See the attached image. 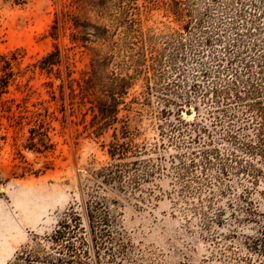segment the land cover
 <instances>
[{"label": "rangeland", "instance_id": "374dc122", "mask_svg": "<svg viewBox=\"0 0 264 264\" xmlns=\"http://www.w3.org/2000/svg\"><path fill=\"white\" fill-rule=\"evenodd\" d=\"M238 2L190 0L189 5L195 18L203 19L208 28L218 29L241 10ZM172 3L0 0V54H15L19 60L13 67L15 80L0 97V264H13L20 252L54 232L80 200L79 186L87 170L109 162L107 145L115 128L126 125L138 135L136 142L151 145L162 135H174L173 126L182 120L203 118L204 124L212 126L207 99L213 96L203 99L194 93L193 85L198 83L210 90L218 82L213 77L205 81L199 78V63L216 64L213 57L217 54L228 58L226 49L233 32L228 28L214 31V36L221 35L223 41L213 38L206 46L199 32L187 34L185 22L178 21L171 11ZM61 10L68 11L69 18L55 39L52 26ZM72 18L102 26L107 32L73 44ZM181 41L182 55L170 61ZM55 47L69 56L76 79L90 72L92 62L101 58L107 102L112 103V76L120 78V85H129L118 106L119 122L101 136L93 133L88 99H83L77 89L73 91L75 84L66 79V61L60 67L61 78L36 67ZM6 72L0 68V76ZM186 111L192 114L187 116ZM240 122L236 123L240 136H253L252 128L243 129ZM214 137L218 138L219 133L214 132ZM183 150L168 146L161 151L166 155L163 168L169 169V155ZM253 161L264 171V166ZM227 184L232 189L231 201L225 197L218 206L226 210L229 221L211 230L215 237H209L200 216L188 209L200 205V199L196 195L180 199L179 185L168 171L156 174L143 185L144 202L118 192L104 194L130 246L123 264H264V256L244 246L246 239L256 236L264 224V177L252 183L234 168ZM233 212L235 216H231Z\"/></svg>", "mask_w": 264, "mask_h": 264}, {"label": "trees", "instance_id": "16d2710c", "mask_svg": "<svg viewBox=\"0 0 264 264\" xmlns=\"http://www.w3.org/2000/svg\"><path fill=\"white\" fill-rule=\"evenodd\" d=\"M189 3L190 0H173L170 6L177 20L185 22L184 29L188 35L199 32L204 36L202 44L207 46L213 38L217 42L223 41L221 35L214 36V31L221 32L228 28L233 32L226 49L228 58L214 55L216 64L211 66L198 62L201 68L199 78L205 81L213 77L218 81L210 90L198 83L193 85L194 93L203 99L210 94L213 96V100L207 99L209 114L213 118L212 126L204 124L203 118L192 122L182 120L173 126L174 135H162L159 141L151 145L136 142L138 135L132 134L126 125L119 130L115 128L107 145L109 162L87 170V176L79 186L80 200L69 209L52 234L20 252L13 264H123L128 259L130 246L119 231L118 222L104 194L118 192L144 202L141 195L143 185L164 171H168L178 183L180 199L191 195L200 199L198 206L186 205L200 216L204 230L210 233L209 237H215L214 230H211L229 221L225 217L226 210L218 203L225 197L231 201L232 189L227 184L231 171L238 168L252 183L264 177V171L253 161L256 159L264 166V0H239L241 10L230 23H223L218 29L208 28L203 19L195 18ZM67 18L68 11L61 10L56 24L52 26L53 38L59 37ZM72 20L75 29L71 33L73 44L91 41V37L99 38L107 32L102 26ZM178 34L184 36L183 33ZM183 46L182 41L175 46L170 61L182 55L179 51ZM64 60L66 79L70 84H75L73 91L77 89L83 99H88L93 112V133L101 136L119 122L118 106L123 103L121 98L129 85H120V78L112 76V103L107 102L103 93V88L107 86L105 75L101 72V58L92 62L90 72L76 79L72 76L74 72L69 56L63 55L58 47L39 60L36 67L48 75L55 74L61 78L60 67ZM225 60L227 63L224 65ZM18 62L15 54L10 57L0 54V68L7 71L0 76V97L7 93L9 83L15 80L13 67ZM231 107L237 111L232 112ZM239 111L241 115L237 114ZM238 120L243 129L246 126L252 128L253 136H240L239 128H236ZM214 132L219 133L218 138L214 137ZM168 146L185 149L167 157L169 169L163 168L162 160L166 155H161V151ZM231 205L229 202V207ZM231 216H235V213ZM244 246L249 252L264 256V224L256 236L246 239Z\"/></svg>", "mask_w": 264, "mask_h": 264}, {"label": "water", "instance_id": "95a60500", "mask_svg": "<svg viewBox=\"0 0 264 264\" xmlns=\"http://www.w3.org/2000/svg\"><path fill=\"white\" fill-rule=\"evenodd\" d=\"M192 113L190 111H186V115L190 116Z\"/></svg>", "mask_w": 264, "mask_h": 264}]
</instances>
